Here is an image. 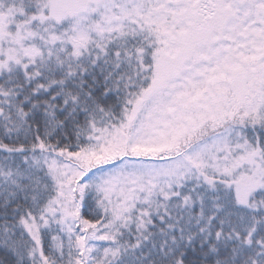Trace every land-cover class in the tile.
Masks as SVG:
<instances>
[{
  "label": "snow or ice",
  "instance_id": "snow-or-ice-1",
  "mask_svg": "<svg viewBox=\"0 0 264 264\" xmlns=\"http://www.w3.org/2000/svg\"><path fill=\"white\" fill-rule=\"evenodd\" d=\"M0 264H264V0H0Z\"/></svg>",
  "mask_w": 264,
  "mask_h": 264
}]
</instances>
